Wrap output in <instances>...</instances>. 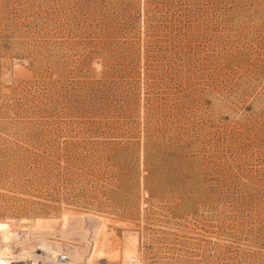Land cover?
<instances>
[{"label": "rangeland", "instance_id": "374dc122", "mask_svg": "<svg viewBox=\"0 0 264 264\" xmlns=\"http://www.w3.org/2000/svg\"><path fill=\"white\" fill-rule=\"evenodd\" d=\"M64 214L78 264H264V0H0V218Z\"/></svg>", "mask_w": 264, "mask_h": 264}, {"label": "bare ground", "instance_id": "6f19581e", "mask_svg": "<svg viewBox=\"0 0 264 264\" xmlns=\"http://www.w3.org/2000/svg\"><path fill=\"white\" fill-rule=\"evenodd\" d=\"M53 219L31 220L26 218L16 220L10 217L0 218V233L6 232L3 235L6 243H8L11 238H14L15 234L22 233H32L34 235H40L42 237V243H44L45 240H49V238L51 239L50 241H52L53 239V241H55L56 244L60 246L64 245L72 247L69 256L75 264H78L77 262H79L82 258L87 257L85 256V254H83L84 251H81L80 249H85V246L88 247L87 245H83L82 240H76L77 236L81 234V230L83 231V229L81 228V222L88 221L89 224L92 222H96L97 224L96 219L88 216L66 215L64 218L65 220L63 222H60L62 224H59V222L57 221L58 219ZM95 227L98 229L94 233V235L92 233V243L90 241H85L88 242L87 244L90 243L91 246V252L88 253V257L93 256L99 250L100 246H102L103 241L106 240L105 228L101 224H98L97 226L95 225ZM126 235V238L124 237L125 242L123 243L124 246L122 250L123 264H129L130 261H135L138 264H141V261L138 258L139 242L136 235L130 233ZM71 239H74V241H71ZM79 244L82 246L80 247ZM85 251L87 250L85 249Z\"/></svg>", "mask_w": 264, "mask_h": 264}, {"label": "built area", "instance_id": "2783aa9c", "mask_svg": "<svg viewBox=\"0 0 264 264\" xmlns=\"http://www.w3.org/2000/svg\"><path fill=\"white\" fill-rule=\"evenodd\" d=\"M5 233H0V264H75L69 256L72 247L60 246L50 238L42 243V237L32 233L15 234L6 243Z\"/></svg>", "mask_w": 264, "mask_h": 264}]
</instances>
